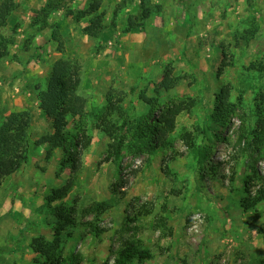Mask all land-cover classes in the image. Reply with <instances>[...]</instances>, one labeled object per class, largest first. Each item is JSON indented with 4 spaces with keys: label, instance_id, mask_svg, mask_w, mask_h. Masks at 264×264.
<instances>
[{
    "label": "rangeland",
    "instance_id": "obj_1",
    "mask_svg": "<svg viewBox=\"0 0 264 264\" xmlns=\"http://www.w3.org/2000/svg\"><path fill=\"white\" fill-rule=\"evenodd\" d=\"M16 4L1 31L0 127L18 112L30 114L31 127L25 162L0 177V248L19 233L25 242L0 264L44 262L31 242H52L57 209L71 218L61 264H114L128 242L150 255L131 264H264V199L242 207L249 193L264 192V0ZM59 61L78 75L85 104L47 156L36 142L53 128L38 96ZM223 90L233 109L221 122L213 115ZM178 103L187 110L171 132L160 130L162 114ZM200 146L209 155L202 166L193 152ZM75 153L70 192L49 203L71 178Z\"/></svg>",
    "mask_w": 264,
    "mask_h": 264
},
{
    "label": "trees",
    "instance_id": "obj_2",
    "mask_svg": "<svg viewBox=\"0 0 264 264\" xmlns=\"http://www.w3.org/2000/svg\"><path fill=\"white\" fill-rule=\"evenodd\" d=\"M16 0H1L0 2V60L4 57L7 39L2 35L1 31L6 26V22L10 14L16 9ZM119 9H117L118 11ZM115 11L114 16H116ZM149 16L148 10H140L141 19L145 20ZM134 17H129L127 31L135 28ZM58 32L54 31L52 39H58ZM94 37L97 33H93ZM69 64L64 61H59L53 68V72L48 81L46 91L39 94L38 100L44 108V112L48 119L52 122L53 133L49 136L42 137L36 142V145L46 144L49 147L47 156L50 155L52 149L59 148L65 141L64 129L66 128V119L68 116L75 117L80 115L84 108V100L77 95L76 90L79 86V77L75 73L73 77L69 76ZM222 68V67H221ZM221 68L218 70V75L221 74ZM74 78V79H73ZM228 92L223 90L216 97V107L213 117L217 121H226L229 114L232 112L233 106L228 102ZM145 103L149 104V100L143 98ZM259 108L264 111V94L260 96ZM187 110L184 103H178L171 106L161 116L160 130L171 132L175 127V121L181 113ZM31 127V116L28 112H18L11 114L0 127V177H8L17 172L26 160L28 153V135ZM157 128L154 130L156 131ZM145 136L144 132L138 134L139 138ZM86 145L82 146V150ZM195 163L202 166L208 162V154L204 147L194 148ZM121 153V143L118 142L113 148L114 160H118ZM71 164L72 176L68 182L60 189L53 190L49 203L60 201L71 190L76 174L80 170L79 153L71 155L69 158ZM264 199V192H259V195L252 196L249 193L248 197L243 200L242 207L244 210H249L256 207ZM99 209L105 208L104 204L98 205ZM58 210V223L55 229L52 242H46L43 239H34L31 242V249L34 254L44 258L41 264H61L62 257V231L66 225L71 223V218L68 213L63 214L61 209ZM25 242V237L22 233L14 239L11 238L6 246L0 248V255L5 253H18L21 250L22 244ZM150 259L147 251L140 250L133 242L126 243L117 253L114 264H131L133 262L144 263Z\"/></svg>",
    "mask_w": 264,
    "mask_h": 264
}]
</instances>
